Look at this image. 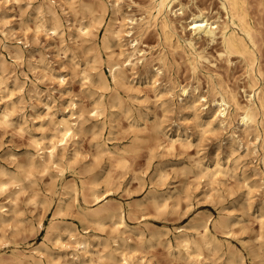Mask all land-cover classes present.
I'll return each mask as SVG.
<instances>
[{
  "label": "rangeland",
  "instance_id": "1",
  "mask_svg": "<svg viewBox=\"0 0 264 264\" xmlns=\"http://www.w3.org/2000/svg\"><path fill=\"white\" fill-rule=\"evenodd\" d=\"M37 1L42 0H0V16L13 27L8 43L13 45L18 39L23 40V35L28 40L27 46L20 44L23 49L20 59H13L9 51L0 45V55L6 63L4 70H0V111L5 106L10 109L7 122L1 121L0 114V173L4 169L11 179H7V172L6 176L2 173L0 178L7 181L13 179L8 184L6 181V190L0 192V204H7L4 215L11 218L0 222L1 256L7 257L16 244L19 250L24 248V251L29 246L39 247L40 264H67L64 261L67 259L66 250L75 243L66 233L61 235V241L66 243L67 248L54 241L55 235L48 233L47 225L55 222L61 228L74 227L76 235L93 234L94 237H91L97 239L89 246L82 264H264V211H259L256 205L264 196V147L261 142L264 137V107L263 111L257 110L256 123L247 129L237 127L236 114L229 117V122L208 125L204 119H196L189 108L185 109V102L177 96L179 84L194 86L198 83L199 90L204 91L207 78L203 72L207 74L212 69L218 75H214V83L221 79L220 84L233 89L238 100L244 103L250 91L243 63L237 58H232L229 63L216 60L209 66L211 69L204 70L203 67L198 70L199 73L193 74L184 53L174 47L173 42L163 39L157 26H142L138 45L151 48L150 57L160 51L165 54L164 71L160 75L150 73L146 77V66L137 63L136 70H125V87L114 88L110 84L101 88L94 81L96 69L91 67L96 66L97 59L94 62L92 58L96 55V58L101 57L100 69L109 79L108 67L103 61L107 51L116 54L119 50L117 42L111 39L110 47L102 48L104 45L100 42L102 35L107 33L105 28H118L121 23L127 29L131 25L130 18L144 16L150 1L120 0L119 11L113 14L112 0H50L59 21L44 14L47 26L45 22L40 27L37 24L41 17L32 9ZM179 1L184 5L183 11L170 13L179 35L191 34V25L187 24L189 13L198 7H204L207 15L214 16L218 11L217 0ZM98 2H104L103 10H100L102 6ZM4 20L1 19L0 29ZM55 20L61 26L57 27L56 33H52L48 26H52ZM82 21L91 31L88 40L78 30ZM262 28L264 37L263 25ZM193 37L194 42L197 41L195 47L206 48L209 54L214 53L217 41H207L196 34ZM0 38L2 40L1 33ZM263 39L260 41L262 44L259 43L255 81L264 98ZM150 57L147 64H155L156 61ZM257 67L260 74H257ZM83 72L89 76L84 78ZM71 100L76 114L88 119L83 120L82 123H85H81V128L68 140L67 155L70 160L62 162L59 173H54L51 168L41 169L40 166L27 168V156L35 154L34 142L43 141V136L54 131V122L61 115L68 117L66 111L70 109ZM97 100L103 101L104 108L94 118L89 115L91 105ZM205 109L202 108L201 114ZM155 123L163 129L159 131ZM257 132L259 138L255 136ZM87 168L91 172H87ZM53 173L54 178L51 177ZM88 174L99 188L97 195L101 200L97 203L92 200L91 194H85L86 199L79 194L81 186L90 182ZM13 175L21 181L16 182L17 178H12ZM84 177L85 184L84 181L81 184ZM66 180L77 190L74 194L62 195L63 200L57 202L56 197L60 194L53 191L55 188L57 192L61 191L60 183ZM18 183L23 184L21 190ZM12 190L17 192L14 193L11 208L5 194ZM153 195H157L156 201ZM106 200L122 204L124 220L132 231L126 230L122 234L120 230L116 231V225L109 219L97 225L80 214L84 205L95 207ZM10 208L11 211L6 213ZM198 214L209 215L207 227L216 240L211 243L212 249L206 245L205 249L202 244L199 247L201 253L192 250V253H199L197 256L192 254L194 260L190 259L192 255H185L184 249L176 250L173 237L178 234L175 227L181 225L187 227L192 237L199 238L203 229L199 228L200 233H195V236L194 228L190 227ZM218 216L229 223H218V226L216 222L221 221ZM213 224L216 227L213 228ZM118 232L124 239L119 241L117 251L114 250L113 260L108 251L112 250V245L115 246L111 238L113 240ZM46 237L48 240H45ZM125 251L129 257L124 262L120 255L126 254ZM185 256L190 257V261ZM3 264L18 263L6 260Z\"/></svg>",
  "mask_w": 264,
  "mask_h": 264
},
{
  "label": "bare ground",
  "instance_id": "2",
  "mask_svg": "<svg viewBox=\"0 0 264 264\" xmlns=\"http://www.w3.org/2000/svg\"><path fill=\"white\" fill-rule=\"evenodd\" d=\"M107 1L110 2V0H107ZM119 1L120 0H112V3H110L113 14H115L116 12L119 11ZM129 1L132 2V0H129ZM149 1H150V4H149L150 7H149V9L145 10L144 16H139V18H130L129 23L131 25L128 26L127 29L124 28L123 24H121V23L118 24V28H111V27L105 28V32H107V33H106V35L105 34L102 35V39L100 42V43H102V46L103 45L105 46V47L103 46L102 48H109L110 47L109 42L111 39V40H114L117 42L119 50L116 52V54H114L115 53L114 51H113L114 53L112 51H109V52L107 51V53H106L107 57L103 61V62H106V66L108 67L109 76H110L109 79L105 76L104 72L100 69V67H101L100 65L102 64V60H101V57H99V55H98L99 58H96L97 55H96V57L94 56L95 54L98 53L99 49L96 51L97 53H95L93 55V57H95V58H92L93 60L97 59L96 60V66L92 65L93 67H91V68L96 69L94 72V75H95L94 81L97 82L98 84H100L101 86L100 85L99 86L101 88H102V86H103V88L107 87L110 84H112L114 86V88H117L118 86L119 87L123 86V82L125 81L124 79L127 78L125 70L127 68H129L130 70H136L137 63L141 64L142 66H146L145 67L146 69H144V74L146 77H148V74H150V73L153 74V76L160 75L162 73V71H164V68L166 67V61H165L166 57L164 56L165 54H162V52L160 51L161 53L160 52L156 53V56L154 54V57H150L151 52H152L151 48L139 47V45H138L140 43V40H139L140 33L139 32H140V29H143L142 26H146L147 28L150 25L157 26L160 33L162 34L163 39H165L166 41H170L171 43L173 42L174 47L179 48V50H181L184 53L186 60L188 62V65H189L188 68L191 70V72L193 74L197 73L198 70L201 71V69L203 67H204V70L210 68L209 66L213 65L214 61H216V60L217 61L223 60L226 63H229L232 58H237L244 65L243 70L245 71V77L247 79V87L249 88V91H250V93L246 94L247 99L244 103L243 102L241 103L238 100L237 95L233 89H231L230 87L225 85L223 82H221V83H223L224 85L220 84L221 79L219 82L217 81L218 84L214 83V81H213V78L215 79L214 75L216 77L218 75H216L215 72H213V70L210 68L211 71H209L207 74H205V72H203V74L206 75L205 77L207 78V82H206L207 86H206V89L204 91L199 90L198 83L194 86H191L189 84H179L178 85L177 96L179 97L180 101L185 102V104L183 105V107L185 109L189 108L193 112L194 117H196V119H200V120L204 119V123H206L208 125L211 124L212 122H216L217 124H222V123H225L226 121L229 122V119H230L229 117H231L232 114L237 115V127L240 126V127L247 129V128L251 127L254 123H256L255 121H256L257 110L258 109L262 110L264 107V98L262 97L263 95H261L259 88L257 89V83L255 81V66L257 65V62H258V52L260 50L259 49L260 48L259 43L262 44L260 41L264 38L262 36V30H263L262 25L264 27V0H217L218 11L216 12V15H214V16L213 15H207L204 12V7L203 8L198 7L194 12L189 13V21L187 22V24L191 25L190 28L192 31L191 34H189V35H185L182 33H181L182 35L181 34L179 35L177 33L178 31L176 30V25L173 23L174 21H172V19L170 17V13L174 14V13H176V11H179V10L183 11L184 5L179 0H149ZM50 2H52V1L42 0L39 3L37 1L38 4L36 3V6H34L35 8L33 7L34 4L32 5V9L35 10L34 13H37V15L41 17V20H40L39 24H37V27L43 26L44 23L46 22L45 20H43L44 14L45 15L49 14L50 17H52L53 19H56L57 15H55L56 14L55 10H54L55 7L52 6V4ZM98 4H100V3L98 2ZM102 4H100V5L102 6ZM104 5L102 6V9H100V10H103V7H105ZM176 5H177V7L174 9V7ZM82 6H85V4H83ZM86 11H88L87 8H86ZM37 15L35 14L36 17H37ZM212 16H213V18H212ZM3 18L4 17L0 16V23H1V19L2 20L5 19V18L4 19ZM53 19L49 18L50 21ZM56 20H55L54 24L51 22L53 24L52 26H48V28L50 27L52 33H56L57 32L56 29H58L61 26V25H57V23L59 24V22H56ZM37 21H39V20H37ZM57 21H59V20H57ZM2 22H3L2 26H1L2 28L0 29V33L2 35V40H0L1 41L0 45L4 49H7L9 51V54L13 57V59L22 58L23 57V51H22L23 49L20 46V44L21 43L25 44L24 47L27 46L28 45V43H27L28 40L26 39L27 37L23 35L22 36L23 40H19L17 38L18 40L15 42V44H13V45L9 44L8 43V41L10 39L9 36H11V34L13 33V27L7 25L6 20H4ZM47 22H46V26H47ZM135 27L137 29L135 31H133L132 29ZM183 27L181 25V29H183ZM88 29L89 28H88L87 24H83V21H82V23H80V26L78 27V30L81 31L84 36H86L85 40H88L89 39L88 37L91 34V31ZM193 34H194V36L196 34L197 36L203 37V39L205 38V40H207V41H213V40L217 41V43H216L217 48L216 49L214 48L215 49V50H213L214 53L209 54L205 50L206 48L200 49V48L195 47L196 46L195 43L197 41L194 42L195 38L193 37ZM127 36H132V37L128 38ZM259 55H261V54L259 53ZM148 57H150V59L152 58V61L155 60L156 61V62H154L155 64L152 63V64L148 65L147 64ZM94 62H95V60H94ZM94 62L92 61L91 63L93 64ZM5 66H6L5 59H4L3 55H0V70L3 71ZM205 67H207V68H205ZM256 71H257V74L261 73L259 67H257ZM135 72L136 71H134V73ZM140 72H142V71H140ZM82 75L84 78H87L89 76V74H87V73L85 74V72H83ZM260 76H262V75H260ZM216 79H219V78H216ZM205 81H206V79H205ZM197 82H198V80H197ZM123 87H125V85ZM120 89H122V88H120ZM112 91H113V88H112ZM115 96H117V93ZM115 96H114V98H115ZM254 98H256V99L254 100ZM114 100H116V99H114ZM119 100H121V98ZM117 101L118 100H116V102ZM101 102H103V101H101ZM101 102L98 100L93 102V104H92L93 106L91 105L92 108L90 109L91 115H89V116H92L95 118V116L98 117V115H100L102 113V109L104 107L102 105L103 103L101 104ZM113 104H115V102ZM118 104H119V101H118ZM205 104H207V105L205 107H202V108H207V110L205 109L204 114H201L202 108H200V107L204 106ZM69 105H70V109H68V111H66V114L68 117L61 115V117H59L57 119V121L54 122L55 123V126L53 127L54 131L51 130V133L43 136L41 139L43 141L40 142V140H39V142H38V140H37V142H34L36 144V147L34 148L35 154H31V155L27 156L28 158L26 160V166L27 165L29 166L27 168H31V166L32 167L33 166H40L41 169H44V170H48L51 168L54 170V173H57V172L59 173L62 171L61 170L62 164H63L62 162L67 161L69 159L68 155H67L69 152V151H67L68 140H70L76 134V132L78 131L77 129L79 127L81 128V123L83 122V120L88 119V118L83 119L79 113L76 114L75 110L73 109L74 103L72 102V100H71V102H69ZM0 114H1V121L7 122L9 120L8 116L10 115V109H8L7 106H5V108L0 111ZM84 123H82V125ZM155 124H157V123H155ZM155 124L153 126H155ZM91 125H93V124H91ZM157 125L156 126L159 129V131H161L163 129V127L160 126L159 124H157ZM91 129H94V128H91ZM255 136L258 138L260 137L258 132L255 134ZM35 139H37V138H35ZM261 139H262L261 140L262 146L264 147V142H263L264 137ZM263 153H264V151H263ZM121 157L122 156H120V159H121ZM66 166H67V164H66ZM1 169H0V171H1ZM4 171L5 170L3 169L2 172L0 173L1 176H2V173H4V175L6 176L5 173L7 171L6 172H4ZM84 171H86V170H84ZM89 171L91 172L90 169H88L87 172H89ZM54 173H53V175H51L52 178H54V176H55ZM88 176H89V174H88ZM90 176H91V174H90ZM90 176L88 177L89 180L91 178H93V177L90 178ZM95 176H97V175H95ZM8 177H10V176L7 172V179H8ZM12 178H17L16 182L21 181L15 175H13ZM86 178H87V176H86ZM95 178L96 177H94V179ZM10 179H11V177H10ZM12 180L7 181L6 179L2 180L0 178V192L1 191L4 192L7 188V184L10 183ZM85 180L86 179L84 177L83 180L81 179L80 183L82 184V181H84L83 184H85ZM6 181H7V184H6ZM71 183H73V182H71ZM86 183H87V181H86ZM18 184H19L18 188H19V190H21L23 184L22 183H18ZM85 185H87V184H85ZM85 185L81 186V190H80L81 192H79V194L81 193L80 195L83 196L82 198L86 199V198H84V196H85V194L87 195V193H88V194H91L93 196L92 200H94L95 203L100 201L101 199H99V195H97L99 188L97 187L95 180H93V181L90 180V182L88 183L89 186L87 185V187H85ZM60 186H61L60 187L61 191L57 192V188H55L53 191V193L60 194V196L58 195L59 197L58 196L56 197V199H58L57 202H60L63 200L62 195H65V194L68 195V193H70V192L74 194L77 190V188L73 184H70L68 180H66L64 182L62 181L60 183ZM53 187H54V185H53ZM15 192H17V191L12 190V191H8V193L5 194V198L7 199L6 201L9 205V207L11 206V208H12V205L14 204V193ZM87 196H89V195H87ZM87 196H85V197H87ZM152 197H153L154 201H156L157 195H153ZM85 201H83V202H85ZM3 203L1 202V204H0V222H6L7 219L9 221V218H10V216H8L7 214L4 215V212L7 208V207L5 208V205H7V204H3ZM85 204H86V202H85ZM127 205L129 206V204H127ZM256 205H257V209L259 211H264V196L259 198ZM58 206H59V203H58ZM11 208H10V210H7L6 213H8V211H11ZM80 212L79 213L82 214L86 218V220L88 219L89 221H91L97 225L99 223H101L104 219H109L110 221H113V223L116 225V227H117L116 231L120 230L121 233L122 232L124 233L126 230H128V231L133 230V229L131 230V227H129V225L124 220L123 208H122V204L120 202L115 201L112 203V202L106 200V202L104 201L101 204H97V206H95V207H90V206L88 207V206L84 205V207H81ZM218 219H221V218H219V216H218ZM222 219H224V218H222ZM222 219H221L222 222L219 221L216 223L217 224L221 223L222 225H226L227 223H229L228 220L226 222L225 220H222ZM208 220H209V215L204 216V214L203 215L198 214L192 220L190 227H192L191 229L194 228V230H195L194 235H195V233L196 234L200 233L198 231L199 228L203 229V233H201L199 238L197 237L198 239L194 236L192 237V235H190L189 232H187V230H188L187 227H185V226L182 227L181 225L178 227H175L176 229H178V234L174 233L175 237H173V238H175L174 239L175 243H174V241H173V243L175 244V248L177 247L176 250L178 248H182L186 252L185 255L190 256L194 253V252L192 253L191 251L192 250H198L199 251L201 248L200 245H202V244H204L203 247L205 245L211 247L212 244L215 242L216 238L213 234L210 233V231L207 227ZM216 221H218V220H216ZM102 223H104V221ZM58 224L53 222L52 224L47 225V228H49V231H50L48 233L51 235L52 234L55 235V236L53 235L55 238L54 241H56V243L58 242V244L61 247L67 248L66 243L63 244V242L61 241V235H63V233H66L69 235V237H72V240L75 243V246L70 247V245H68L71 249L66 250L67 259L64 260L65 263H67V264H82L84 262V259H85V256H84L85 253H87L89 251V246L93 243V241H96L97 239H94L91 237V236H93V234L92 235L90 234L89 236L84 235V234H77L76 235L73 233V231L75 230L74 227L64 226V228H61L62 226L60 227ZM219 224H218V226H219ZM113 226L114 225H112V227ZM190 227H189V229H190ZM214 227H216V225L214 226V224H213V228ZM60 228H61V230H60ZM114 230H115V228L113 229V231ZM48 233H46V234L48 235ZM87 233L89 234V232H87ZM138 233H140V235L142 234L141 231H138ZM160 233H161V231H160ZM162 233H164V232H162ZM117 234H116L117 236H115L117 238L114 237L115 239L113 238V240L111 238V241L115 244V246L112 245V247H113V248L111 247L112 250L108 251V256L112 257V259H113L114 250L117 251L116 249L118 248V246L120 244L119 241L124 239L123 236L119 235V232ZM137 235H139V234H137ZM96 238H98V237H96ZM45 240H48V238ZM99 241H98V243H99ZM167 243L169 244V240L167 241ZM216 244H217V242H216ZM27 249H28L27 251H24V248H23V250H21V249L19 250L17 248V245L14 244L12 246V248L10 249L9 254H7V257H2L1 256L2 254H0V264H3L6 260H12L13 262H16L18 264H40V262L42 260L40 261L41 250H39V247H30L29 246V248H27ZM211 249H212V247H211ZM120 250H123V249H120ZM128 250H130V249H128ZM207 250H208V248H207ZM43 252L44 251H42V255L44 254ZM45 252H47V251H45ZM227 252H228V250H227ZM199 253H201V251H199ZM126 254H127V252H126ZM126 254L120 255L121 260H123L124 262L129 257L128 254L127 255ZM198 254L194 253V256L195 255L197 256ZM4 256H6V255H4ZM105 256L107 257V255H105ZM194 256L192 255L191 256L192 258L186 257V256L185 257H186V259L189 260V258L194 259L195 258ZM64 258H66V256ZM98 258H100V256H98ZM194 260H196V259H194ZM237 263H238V261H237Z\"/></svg>",
  "mask_w": 264,
  "mask_h": 264
}]
</instances>
